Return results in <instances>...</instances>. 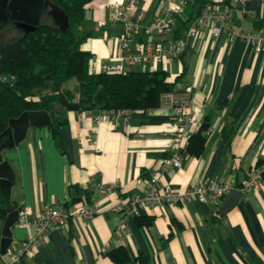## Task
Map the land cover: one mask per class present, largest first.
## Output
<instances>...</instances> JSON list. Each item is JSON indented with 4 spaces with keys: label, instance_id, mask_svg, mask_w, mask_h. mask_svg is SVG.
I'll return each mask as SVG.
<instances>
[{
    "label": "crops",
    "instance_id": "crops-1",
    "mask_svg": "<svg viewBox=\"0 0 264 264\" xmlns=\"http://www.w3.org/2000/svg\"><path fill=\"white\" fill-rule=\"evenodd\" d=\"M115 1L125 0H94L76 29L90 35L82 50L100 64L112 56L117 43L119 28L107 22L109 5ZM209 2L196 0L185 7L175 31L186 43L182 56L151 70L164 71L169 83L187 86L195 134L203 125L208 127L202 132L203 153L188 154L181 169L163 173L159 192L165 187L183 192L211 180L240 189L251 171L264 167V50L255 51L249 43L224 34L215 38L209 31L187 36L198 5L203 4V10ZM161 7L160 0L139 4L148 23ZM247 9L246 15L235 11L239 28H263L264 2L251 0ZM99 22L107 23L99 27ZM96 24L101 38L94 37ZM4 35L0 32V38ZM72 84L67 83L68 88ZM160 101L156 109L135 110L129 124L120 118L96 123L84 111H62L57 135L52 128H31L20 145L3 152L15 173L11 204L16 209L25 206L34 218L47 206L73 207L87 200L99 210L90 220L74 219L54 230L20 264H114L108 253L119 247L128 250L131 264H264V185L243 195L225 214L220 211L225 198L219 204L195 200L154 205L138 214L124 205L147 194L152 174L174 143V112L166 99ZM113 183L120 185V193L89 190L91 185ZM5 219L0 213V250ZM122 224L128 230L124 237L118 234ZM12 231L10 251L34 234L18 223ZM140 257L144 261L139 262ZM8 259L0 251V264Z\"/></svg>",
    "mask_w": 264,
    "mask_h": 264
},
{
    "label": "built area",
    "instance_id": "built-area-1",
    "mask_svg": "<svg viewBox=\"0 0 264 264\" xmlns=\"http://www.w3.org/2000/svg\"><path fill=\"white\" fill-rule=\"evenodd\" d=\"M249 1L251 0H210L193 20V25L186 31V35L197 37L201 32L209 31L215 38H219L224 34L229 40L240 39L252 45L255 51H263L264 29L243 31L235 19L236 9H240L245 15L249 13L247 9ZM140 2L141 0H125L115 1L109 5L107 22L119 28L116 35L117 43L112 56L101 64L99 58L92 57L90 73L126 75L131 70L151 71L164 62L179 59L182 56L186 43L183 38L175 36L178 18L185 7L194 4L196 0H160L161 11L150 23L147 22L146 11L139 10ZM106 23L99 22L98 26H105ZM159 36L164 39L156 40L155 37ZM188 90L184 84H177L173 91L162 95L174 112V143L168 156L152 174L147 194L124 204L131 213L138 214L139 209L154 205H186L195 200L219 204L234 188L215 180L192 185L183 192L173 191L169 187L159 192L157 188L163 173L181 169L189 154L187 147L190 138L195 134V122L189 100L185 96ZM134 111L100 109L85 110L83 113L93 118L96 123H115L120 118L125 124H129ZM89 138L92 140L91 136ZM79 140L82 141L81 135ZM263 173L264 167L249 173L247 180L239 189L243 195H248L264 185ZM120 189L119 184L113 183L91 185L89 190L107 194L120 193ZM98 213V208L87 200L73 207L63 203L47 206L34 218H31V211L22 206L19 209L18 224L26 229H34V234L15 246L13 251H8L7 264H20L24 257L33 255L35 250L45 244L54 230L68 227L74 219L90 220ZM118 234L120 237L128 234L124 224L119 226Z\"/></svg>",
    "mask_w": 264,
    "mask_h": 264
},
{
    "label": "trees",
    "instance_id": "trees-1",
    "mask_svg": "<svg viewBox=\"0 0 264 264\" xmlns=\"http://www.w3.org/2000/svg\"><path fill=\"white\" fill-rule=\"evenodd\" d=\"M50 1L69 17L66 32L44 18L35 31L25 34L21 30L18 40L0 44V135L9 128L11 119L26 111L48 113L53 121L50 128L57 135L62 124L57 117L62 111L153 110L160 106L163 94L174 90L175 83L167 81L164 71L131 70L126 75L90 73L92 54L82 50L90 35L76 29L84 23L87 7L94 0ZM202 8L203 4H199L194 19ZM11 25L14 23L0 24V32ZM73 79L78 85L70 89L67 83ZM75 93L80 95L78 100ZM207 128L203 125L192 135L187 147L189 154L203 153L206 138L202 132ZM0 213L5 219L7 212L1 208ZM108 256L114 264L133 262L125 247L111 250ZM138 259L144 261L143 257Z\"/></svg>",
    "mask_w": 264,
    "mask_h": 264
},
{
    "label": "water",
    "instance_id": "water-1",
    "mask_svg": "<svg viewBox=\"0 0 264 264\" xmlns=\"http://www.w3.org/2000/svg\"><path fill=\"white\" fill-rule=\"evenodd\" d=\"M7 9L11 13L10 19L25 34L35 31L46 16L51 18L53 24L62 32H66L70 26L69 17L64 10L50 0H0V24L9 23L8 17L4 16ZM1 72L0 67V74ZM52 125L53 121L48 113L26 111L20 117L11 119L9 128L0 135V203L1 208L8 213L4 221L1 239L0 251L3 256H7L13 246L12 229L19 221V209L11 204V189L15 173L10 162L5 160L3 152L20 145L26 139L31 128H50ZM242 198L243 193L239 189L233 188L225 197L220 208L221 213H228L238 205Z\"/></svg>",
    "mask_w": 264,
    "mask_h": 264
},
{
    "label": "rangeland",
    "instance_id": "rangeland-1",
    "mask_svg": "<svg viewBox=\"0 0 264 264\" xmlns=\"http://www.w3.org/2000/svg\"><path fill=\"white\" fill-rule=\"evenodd\" d=\"M46 21H51V18H49L48 16L45 17ZM22 36V31L21 29H19L15 24L11 25V27L5 31V35L3 38H0V44H8L10 42H13L15 40H18L20 37ZM94 37L101 38V32L99 31L97 24L95 25V35ZM76 82L75 79L71 80L69 82V84L71 85V89H73L74 87H76L78 85V82H76V84H74ZM75 97L76 100H78L80 98L79 93H75Z\"/></svg>",
    "mask_w": 264,
    "mask_h": 264
},
{
    "label": "flooded vegetation",
    "instance_id": "flooded-vegetation-1",
    "mask_svg": "<svg viewBox=\"0 0 264 264\" xmlns=\"http://www.w3.org/2000/svg\"><path fill=\"white\" fill-rule=\"evenodd\" d=\"M5 14H4V16L8 17V22H14L13 20L10 19L11 13L8 11V9L5 11Z\"/></svg>",
    "mask_w": 264,
    "mask_h": 264
}]
</instances>
